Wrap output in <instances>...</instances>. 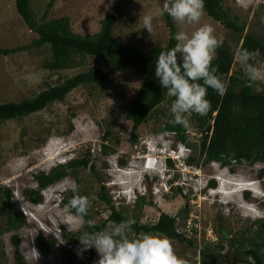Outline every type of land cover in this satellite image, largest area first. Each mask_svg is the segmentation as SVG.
Here are the masks:
<instances>
[{
  "label": "rangeland",
  "instance_id": "rangeland-1",
  "mask_svg": "<svg viewBox=\"0 0 264 264\" xmlns=\"http://www.w3.org/2000/svg\"><path fill=\"white\" fill-rule=\"evenodd\" d=\"M49 1L30 0L37 18L40 19L45 10L48 19L67 15L73 31L79 35L97 32L105 15L114 13L113 36L116 39L147 50L165 45L169 37L166 12L162 9L164 0H51L47 6ZM223 6L230 15L238 16V23L244 24L243 33L264 36V0H223ZM147 13L154 17L152 34L140 21V16ZM171 21L177 32L183 29L190 34L199 26L178 25L172 18ZM199 23L211 25L214 34L223 37L235 52L233 71L245 78L244 70L236 60L241 41L238 42L227 28L204 10ZM36 36L17 13L14 0H0V47L23 46ZM49 58L47 44L0 54V102L30 98L48 85L56 84L58 77L65 79L104 63L103 58L88 55L79 66L51 70L44 66ZM250 62L264 66V57L256 55ZM141 82L142 76L134 67H123L110 77L104 88L79 85L65 101H53L22 118L0 122V197H5L3 188L9 187L14 208L23 212L26 218L20 228L12 231H5V217L0 218V263L16 264L18 250L26 264H62L69 252L73 254L71 264H96L99 256L95 248L79 256L80 242L69 243L62 237L64 231H77L68 229V224H74V221L67 220L72 213L61 201L63 193L68 191L66 181H75L78 191L91 194V211L96 221L105 219L109 213L108 205L96 197L104 187L111 204L141 224H152L161 212H165L176 216L177 229L187 239L221 241L225 245L221 255L227 260H246L242 257L241 243L244 241V247H249L248 238H256L264 255V233L259 232L257 223L264 219V177L259 176L264 162L221 166L218 162L202 164L200 160L198 165L188 167L184 159L198 155L199 134L195 133L194 122L185 132L188 144L180 142L174 132L159 130L170 114L165 102L158 106L155 115L138 127L139 140L130 142L132 122L126 119V112ZM260 86L264 88V84ZM71 124L73 128L69 129ZM105 144L113 147L114 152L104 154L102 145ZM156 149H159V156L165 150L174 149L170 152L181 160L171 166L168 173L160 172L159 167L147 169L148 175L144 176L145 159ZM88 151L91 157L97 158L95 172L81 168L76 176L67 175L42 190L41 203L33 204L28 200L25 191L37 188L34 175L46 173L52 166L82 157ZM165 163L169 164V161ZM138 174L139 179L136 178ZM213 179L216 182L214 188L207 184ZM248 181L253 183L249 185ZM135 184H140L136 194L132 190ZM218 185L227 194H216ZM186 202L189 214L184 222ZM222 229L227 232V237L220 236ZM39 233L54 240L46 258L35 244ZM140 234L142 232L132 231L129 238ZM13 237L18 239L17 247L12 243ZM57 238L64 243H59ZM172 241L178 256L189 263H199L198 247L178 239ZM33 247L38 251L39 259L33 255Z\"/></svg>",
  "mask_w": 264,
  "mask_h": 264
},
{
  "label": "trees",
  "instance_id": "trees-1",
  "mask_svg": "<svg viewBox=\"0 0 264 264\" xmlns=\"http://www.w3.org/2000/svg\"><path fill=\"white\" fill-rule=\"evenodd\" d=\"M17 13L27 25L36 33V38L23 46L13 48H1L0 54L6 55L19 50L40 47L45 44L49 46L50 58L44 66L51 70L67 69L79 66L88 55L97 56L104 59L100 66L84 69L71 77L57 78L54 85H48L34 96L20 100L18 102H0V122L5 120L22 118L32 112L43 109L48 103L53 101H65L66 96L77 86L91 84L100 85L103 88L110 77L119 71L120 68L131 66L142 76V82L127 107L126 119L132 122L129 131V140L136 143L139 140L137 134L138 127L146 123L160 104L166 103L170 109L171 103L175 99L166 94V89L159 84L155 77V63L161 51L174 47L177 41L174 39L177 30L170 16L166 13L167 25L170 29L167 42L163 46H153L147 50L133 46L127 42L116 39L113 36L114 13H107L101 20L100 29L91 34L79 35L74 32L71 26L70 17L67 15L47 18V10L40 19L37 18L30 5V0H14ZM51 0L47 3L50 6ZM204 11L213 19L220 22L229 32L234 35L237 41H241L238 50L241 48L258 52L264 57V36H259L254 32H244V24L238 23V16L230 15L223 6V0H204ZM237 50V51H238ZM75 56H78L76 58ZM235 52L227 42L216 50V56L212 61L213 66H217L219 73L223 74L228 82L225 95L220 96L211 88L208 89L207 99L211 102V110L205 116L192 113L191 122L195 124V133L199 134V153L197 156H188L184 161L189 166L209 162H218L221 166L231 164L253 165L257 162H264V92H256L253 88L246 86V77H240V73L233 71ZM202 83V81H200ZM173 119L171 113L167 121L159 130L174 132L180 142L187 143L186 129L180 125L171 123ZM71 124L69 129H72ZM104 154L114 152V148L109 145H102ZM96 156L90 155L89 151L82 157L71 158L64 163L52 166L48 172H39L34 175L37 183L36 189L26 190L28 200L33 204L41 203L42 190L55 184L67 175L76 176L83 168L95 172ZM264 177V169L259 174ZM209 187H215V180L207 183ZM180 190V189H179ZM4 198L0 203V218L5 217V231H12L20 228L25 223V215L16 211L10 197L9 187H4ZM80 195L91 194L86 191H79ZM246 196L249 192H245ZM73 193L68 190L63 193L61 201L64 206L72 198ZM98 200L105 202L109 207L107 217L101 221H96L95 229H90L85 225L78 231H64L62 237L69 243L79 242L78 237L83 231H98L107 226L108 222H120L129 217L118 211L107 196L102 187L96 194ZM68 209V208H67ZM69 211V209H68ZM74 213V209L69 211ZM189 214L187 202L183 209V221L185 222ZM85 220L95 219V214L89 209ZM133 225L135 233H156L167 234L171 239H178L189 246H196L199 249L200 259L198 264H264L259 243L256 238H248L249 247H244L242 241V257L245 259L227 260L221 255L225 245L221 241H209L202 238L199 242L196 238L187 239L183 232L176 226V216L161 212L157 221L152 224H141L137 220ZM259 232L264 233V219L257 221ZM222 238L225 237L222 231L219 232ZM234 241V240H233ZM12 243L18 246L17 237H13ZM36 247L43 258L50 253V247L54 244L52 238H45L39 233L35 241ZM72 252L62 264H71ZM3 264V263H0ZM16 264H26L21 253L16 251ZM191 264V263H189ZM193 264H196L195 262Z\"/></svg>",
  "mask_w": 264,
  "mask_h": 264
},
{
  "label": "clouds",
  "instance_id": "clouds-1",
  "mask_svg": "<svg viewBox=\"0 0 264 264\" xmlns=\"http://www.w3.org/2000/svg\"><path fill=\"white\" fill-rule=\"evenodd\" d=\"M162 9L178 25H199L190 34L186 30H179L174 37L176 45L161 51L155 63V77L162 88L167 90V96L175 98L170 106L173 117L171 123L190 130L192 113L205 116L211 110V102L207 99L208 89L223 96L229 86L218 67L212 65L216 50L223 44V37L218 38L211 25L199 23L203 15L204 0H164ZM153 19L150 13L140 16L143 28L151 34ZM256 55L258 52L241 48L236 52V60L244 70L246 86L254 87L259 93L264 91L260 86L264 84V66L250 62ZM170 150H161V156L159 149L153 153L160 172L168 173L171 166L181 160V157L172 155ZM166 160L169 164L165 163ZM145 168L144 176L148 175V168ZM136 178H140L139 174ZM66 184L73 193L66 207L69 211L74 209V213L67 217L68 221H74V224H68V229L78 231L85 225L95 229V219H84L91 208L90 198L79 194L75 181H66ZM139 186L134 185V194L140 191ZM215 193L219 194L217 191ZM135 224V219L129 217L120 222H111L98 231H83L78 237L82 247L77 254L82 256L84 251L95 248L99 256L96 264H189L187 259L177 255L172 239L165 233H142L130 239L129 235ZM57 240L64 243L62 239ZM31 250L36 259H39L38 251L34 247Z\"/></svg>",
  "mask_w": 264,
  "mask_h": 264
},
{
  "label": "bare ground",
  "instance_id": "bare-ground-1",
  "mask_svg": "<svg viewBox=\"0 0 264 264\" xmlns=\"http://www.w3.org/2000/svg\"><path fill=\"white\" fill-rule=\"evenodd\" d=\"M157 164L158 163H156L154 160H152V159H149V163H148V169H156L157 168ZM247 183H249V185H251V183H253L252 181L251 182H247ZM253 187V186H252ZM249 208H251V207H249ZM252 209V208H251ZM254 210V209H253Z\"/></svg>",
  "mask_w": 264,
  "mask_h": 264
},
{
  "label": "built area",
  "instance_id": "built-area-1",
  "mask_svg": "<svg viewBox=\"0 0 264 264\" xmlns=\"http://www.w3.org/2000/svg\"><path fill=\"white\" fill-rule=\"evenodd\" d=\"M171 151H174V149H171ZM149 159H152V160L155 161L154 155L151 154V155H149L148 157H146V159H145V163H144V165H145L146 168L148 167Z\"/></svg>",
  "mask_w": 264,
  "mask_h": 264
},
{
  "label": "water",
  "instance_id": "water-1",
  "mask_svg": "<svg viewBox=\"0 0 264 264\" xmlns=\"http://www.w3.org/2000/svg\"><path fill=\"white\" fill-rule=\"evenodd\" d=\"M221 231L224 233L225 237L228 236L227 232H226L224 229H222ZM194 262H195V261L191 262V264H193Z\"/></svg>",
  "mask_w": 264,
  "mask_h": 264
}]
</instances>
